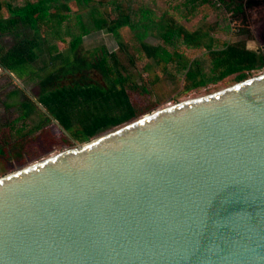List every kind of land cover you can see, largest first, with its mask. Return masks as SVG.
Instances as JSON below:
<instances>
[{"label":"water","instance_id":"95a60500","mask_svg":"<svg viewBox=\"0 0 264 264\" xmlns=\"http://www.w3.org/2000/svg\"><path fill=\"white\" fill-rule=\"evenodd\" d=\"M0 264H264V73L1 177Z\"/></svg>","mask_w":264,"mask_h":264},{"label":"trees","instance_id":"16d2710c","mask_svg":"<svg viewBox=\"0 0 264 264\" xmlns=\"http://www.w3.org/2000/svg\"><path fill=\"white\" fill-rule=\"evenodd\" d=\"M156 1L0 0V34L15 33L20 28H30L34 32V39H19L7 55L0 58V65L20 78L34 74L40 81L38 103L46 110L39 109L42 117L56 120L69 137L79 143L89 142L152 110L138 111L131 102L130 92L137 88L128 89L127 78L121 72L115 53L104 50L101 54L81 55L84 36L93 32L106 29L118 35L119 30L128 28L140 47L137 60L155 59L164 63L165 74L171 80L189 82L188 90L217 84L230 77L241 82L264 69V55L247 49L245 43L231 44L228 33L220 27L214 29V33L199 30L192 35V40L170 30V24L193 22L204 5L214 4L213 0H165L166 6L160 16L151 7ZM73 3L85 12L70 14ZM104 9L110 10L115 22L110 23ZM42 27L68 46L71 54L65 55L57 46L41 41ZM152 36L159 40L158 44L146 42ZM37 56L42 57L44 65L41 72L49 66L57 67L59 60L62 65L46 76L35 74L31 64ZM84 70L98 71L106 86L89 80L88 76L63 83L65 78ZM19 93L14 91L11 95ZM22 107L37 108L30 100L22 103ZM9 152L1 147L0 157L7 155L10 160L13 156Z\"/></svg>","mask_w":264,"mask_h":264},{"label":"rangeland","instance_id":"374dc122","mask_svg":"<svg viewBox=\"0 0 264 264\" xmlns=\"http://www.w3.org/2000/svg\"><path fill=\"white\" fill-rule=\"evenodd\" d=\"M213 2L214 4L204 5L202 13L193 22L170 24V30H175L183 38L192 40V35L199 30L214 33L213 30L220 27V30L228 33L231 44L242 42L245 43L247 49L264 55V0H213ZM165 6V0H157L151 5L158 16L162 14ZM70 8V14L85 12L83 8L74 3L70 4ZM103 13L111 24L116 21L110 10L104 9ZM40 35L41 41L43 39L48 44L57 46L65 55L71 54L69 47L53 35L48 34L45 27L41 28ZM19 39H34L33 30L20 28L15 33L0 34V58L5 57ZM146 42L155 45L159 43V40L152 36L147 38ZM139 48V44L135 42L133 34L128 28L119 30L118 35H114L106 29L93 32L84 36L80 47L81 55L86 57L93 53L101 54L104 50L117 55L121 72L127 78L128 89L137 88L130 92L131 102L138 111L144 112L152 109L144 112L139 118L169 105L203 97L238 83L235 82L234 77H230L217 84L188 90L189 82L184 79L171 80L165 74L164 63L155 59L138 61L136 54ZM41 58L37 56L35 62L31 64V70L35 74L40 73L42 76H46L62 65V61L59 60L57 67L49 66L47 70L41 72V68L44 66ZM263 73L264 69L254 72L249 78ZM82 76H88L89 80L106 86L102 75L95 70L77 72L75 76L65 78L63 83L68 84L70 80ZM39 82L34 74L20 78L14 72L9 74L7 69L0 65V148L10 151L9 153L13 156L10 160L7 155L0 157V178L53 155L73 149L77 145L85 144L73 141L56 122L48 121L46 117H42V113L39 111L41 107L38 105ZM14 91H20V93L12 96L11 93ZM26 100L35 103L37 108L24 109L22 103ZM15 154L19 157H15Z\"/></svg>","mask_w":264,"mask_h":264}]
</instances>
